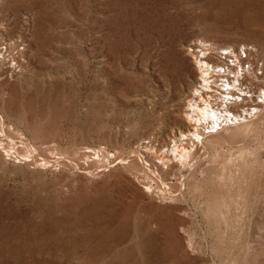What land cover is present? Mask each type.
<instances>
[{"label": "rangeland", "instance_id": "obj_1", "mask_svg": "<svg viewBox=\"0 0 264 264\" xmlns=\"http://www.w3.org/2000/svg\"><path fill=\"white\" fill-rule=\"evenodd\" d=\"M199 41L264 0H0V264H264V114L173 158Z\"/></svg>", "mask_w": 264, "mask_h": 264}, {"label": "bare ground", "instance_id": "obj_2", "mask_svg": "<svg viewBox=\"0 0 264 264\" xmlns=\"http://www.w3.org/2000/svg\"><path fill=\"white\" fill-rule=\"evenodd\" d=\"M204 43L206 45H208L211 48V50H214L217 48L214 46L212 47L209 43H207V41ZM201 54H202V57H200V55H198L196 57V65H197V72H198V85L195 88V90L193 91V94L189 97V100L187 101L186 111H185V121L190 126H192V130L188 131V133H183V132L180 133L178 140L174 141V147L171 150L174 152L173 158L175 160H177L181 166L185 165L191 157H194L195 151L192 152L193 149L191 150L190 149L191 147H189L188 145L185 144V143L188 144L189 140H198L200 142V144H203L206 139H209V138L213 139V137L215 138V136H219L222 133V131L233 128L234 126L236 127L237 125H238L237 127L239 128V129L238 128L237 129L240 130V128H242L241 131L243 132V130H246L251 125L252 121H254L257 117L264 114V108H259L261 110L256 114L255 117H253V116H251V118L247 117V116L243 117V114H246L245 105L251 101L248 99H244L243 102H238V101L233 102L229 97V94L234 95V93H232L231 90H233V91L237 90V91L241 92L242 88L241 89L238 88V83L248 84V82H251L252 85L259 86L260 85L259 84L260 83L259 78L255 77L253 75H250V76L245 77V79L242 82L240 81V79L237 78V79L233 80V82H230L229 83L230 86H228L225 83V81H226L225 75L226 74H222L223 71L220 68L215 69V67H217L218 65L214 66L215 64H213L212 62H210L208 60V58L206 57L205 51H203ZM211 61H212V58H211ZM211 63L213 65H211ZM228 75H230V74H228ZM232 111H237V112L240 111V114L238 115L236 113L235 115L233 114L231 116L229 114ZM226 114H228L230 116L229 120H231V123L228 122L226 127H223V128L220 127V129H216L219 124L217 123V125L215 126L214 123L217 121L218 118L225 116ZM238 132H240V131H238ZM244 132H246V131H244ZM244 135H245V133H244ZM217 140H218V138L216 139V141ZM194 143H195V141H194ZM193 146H194V144H193ZM195 149H197V148H195ZM196 158H197V156H196ZM164 159H166L165 156L162 159V161H164ZM167 160L170 161V159H167ZM194 160H196V159L194 158ZM189 163H190V160H189ZM197 166H198V164H197ZM194 168L195 167L193 166L192 171L194 170ZM192 171H191V173H192ZM242 175H244V174H242ZM249 187H250V185H249ZM242 196H244V195H242ZM190 242H192V241H190ZM190 245H192V244H190ZM189 247H191V246H189Z\"/></svg>", "mask_w": 264, "mask_h": 264}, {"label": "built area", "instance_id": "obj_3", "mask_svg": "<svg viewBox=\"0 0 264 264\" xmlns=\"http://www.w3.org/2000/svg\"><path fill=\"white\" fill-rule=\"evenodd\" d=\"M197 44H192L197 46L195 47V50L197 51L196 53H194L193 46L188 47L190 54L192 52L193 54L198 53L200 57H202L201 53L205 51L208 60L215 64L214 66L218 65L215 67V69L220 68L223 71L222 74H226L225 83L228 86H230L229 83L233 82V80L238 78L242 82L245 77L250 75L260 79L259 86H254L251 84V82H248V84L238 83V88H242L241 92L237 90H231L234 95L229 94V97L233 102H243L244 99L250 100L251 102L245 105L246 114H243V117H255L256 114L261 110L259 108H264V60L260 55L258 47L255 44H244L242 46L229 45L224 47L215 45L217 48L211 50V48L204 42L199 41ZM193 57L195 58V56ZM212 63L211 65H213ZM240 111H232L229 115L232 116L236 113L239 115ZM229 115L226 114L225 116L217 119V121L214 123L215 126L217 123L219 124L216 129H220V127H226L228 122L231 123V120H229Z\"/></svg>", "mask_w": 264, "mask_h": 264}]
</instances>
